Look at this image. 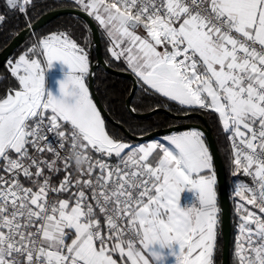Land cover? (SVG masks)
Returning a JSON list of instances; mask_svg holds the SVG:
<instances>
[{
    "label": "snow or ice",
    "instance_id": "obj_1",
    "mask_svg": "<svg viewBox=\"0 0 264 264\" xmlns=\"http://www.w3.org/2000/svg\"><path fill=\"white\" fill-rule=\"evenodd\" d=\"M39 0H6L35 30ZM106 37L109 64L135 79L119 117L95 101L90 52L71 30L39 34L8 61L0 97V264H217L221 206L214 153L189 127L129 143L147 106L216 115L229 142L236 264H264V0H75ZM89 27V32L94 30ZM143 33V34H141ZM85 40L91 43L90 37ZM67 65L59 96L44 89ZM112 113L115 122L105 115ZM82 151L79 171L69 153ZM62 176L61 179H58ZM198 204L180 207L185 188Z\"/></svg>",
    "mask_w": 264,
    "mask_h": 264
},
{
    "label": "trees",
    "instance_id": "obj_2",
    "mask_svg": "<svg viewBox=\"0 0 264 264\" xmlns=\"http://www.w3.org/2000/svg\"><path fill=\"white\" fill-rule=\"evenodd\" d=\"M39 3L40 6L37 9L30 12V15L32 17L31 23H33L39 17H41L42 15L53 9L64 6L75 7L74 6L75 0H39ZM5 12H6V5L4 4L3 0H0V14H5ZM26 26L27 25L23 23V17L17 19L15 15L9 14L7 18V23L3 27H0V51L11 41V39L16 34H18ZM57 29L71 30V34L73 35V38H75L79 43L84 45L91 54V49H90L91 43L89 45L88 41L85 40L86 36L90 37L91 40V33L89 32V28L87 24L81 18L75 15L72 14L62 15L52 20L50 23L44 25L42 28L38 29L37 31H35L33 35L29 36L14 51V53L6 61V63L2 67H0V97L4 96L7 92V88L15 83L14 79L11 78L10 73L7 72L8 61L14 60V58L17 57L22 51L26 50V48L29 47L31 43L36 39L37 35L46 34L50 31H55ZM99 33H100L102 55L106 64L112 69L118 71H125V66L123 64L108 63L110 54H108L106 51L108 47L107 39L102 35L100 30ZM93 76H94V81H93L94 89L102 106L104 108L113 109L116 117H119L123 114L126 118V113H124V102L131 90V81L127 78L117 77L108 74L100 68L94 71ZM161 104L162 106L159 109L166 110L173 115L181 116L188 114V113H178L174 111H169L167 106H163V101H161ZM149 111H151V109L145 106L140 110L139 114L146 113ZM107 113L115 121V117L112 116V113L110 112ZM190 113H198L204 116L214 136L218 151L220 153V157L222 159L225 168L227 191H228L230 207H231V225H232L231 241H230V249H229V264H236L235 256H234L236 215H235V206L233 202L232 192H233L234 182L236 179H241L244 181H246L247 179L242 174L236 177L233 176V173L231 171V165L229 163V152H230L229 142L226 140L225 136L222 134L221 130L218 127L216 115L213 114L210 116L200 111H195ZM136 119L139 123V127L134 133L129 131L128 133H130L132 136H138V137L175 125H181L186 123L202 124L199 118L193 117L186 120H179L167 116L162 112H158L147 118H136ZM124 128L127 131L126 126H124ZM159 138H150L142 142L153 141ZM127 141L129 143H142V142L132 141L129 138H127ZM61 178L62 176H60L58 179ZM221 249H222V239L220 236L219 226H218V241H217V252H216L217 264L221 263Z\"/></svg>",
    "mask_w": 264,
    "mask_h": 264
},
{
    "label": "water",
    "instance_id": "obj_3",
    "mask_svg": "<svg viewBox=\"0 0 264 264\" xmlns=\"http://www.w3.org/2000/svg\"><path fill=\"white\" fill-rule=\"evenodd\" d=\"M4 4L6 5V0H3ZM66 14H72L79 18H81L87 26H90L91 29L94 31L91 32V56H90V74L88 77V84L90 86L91 94L95 97V101L100 103V100L95 92L93 81H94V71L97 69H102L104 72L111 74L113 76L127 78L131 81V90L132 91L134 84V77L126 71H118L115 69H112L109 67L102 55L101 50V41H100V33L98 30V27L96 23L92 20L91 17H88L86 13L80 11L77 7H71V6H64L60 8L53 9L41 17H39L37 20H35L32 24L35 25V30L29 29L27 26L22 29L18 34H16L11 41L0 51V67H2L6 61L11 57V55L14 53V51L35 31L42 28L44 25L50 23L52 20ZM89 28V27H88ZM94 57V58H93ZM128 98V97H127ZM126 98V99H127ZM103 107V106H102ZM158 112H162L166 114L167 116H170L175 119L179 120H186L189 118H199L201 120L202 124H196V123H186L181 125H175L168 128H164L161 130H157L154 132H151L149 134H146L144 136H132L128 131H126L125 128L122 129L123 133L126 135L127 138H129L132 141L135 142H142L150 138H159L163 137L166 134H170L171 131L175 130H186L189 127H194L205 134V138L210 146V150L214 153V168L218 173V202L221 206V213H220V224H219V232L222 239V249H221V263L220 264H229V249H230V241H231V232H232V225H231V207H230V200L229 195L227 191V181H226V174H225V168L222 162V159L220 157V153L218 151L214 136L211 132V129L206 122L203 115L198 113H188L181 116H176L171 114L170 112L162 109H158L155 113L151 111L139 114L137 118H147L150 117ZM105 115L108 116L110 119H112L107 112H105ZM113 120V119H112ZM113 122H115L113 120Z\"/></svg>",
    "mask_w": 264,
    "mask_h": 264
},
{
    "label": "crops",
    "instance_id": "obj_4",
    "mask_svg": "<svg viewBox=\"0 0 264 264\" xmlns=\"http://www.w3.org/2000/svg\"><path fill=\"white\" fill-rule=\"evenodd\" d=\"M51 67L53 69L52 73H54V75H56L57 77H59L61 75H65L68 72L67 65L63 64L60 61H53ZM181 131H183V130H181ZM162 138L163 137H160L157 140H161ZM147 142H151V141H147ZM142 143H146V142H142ZM184 197H188L191 199L192 206L194 204H198V199H197L198 193L194 189H189V188L185 187L181 191L180 198H179V206L182 208L185 207L183 205V202H182V199ZM237 224H238V217L236 216L235 236L238 234ZM151 248H153V249H155L161 253L162 259L155 261L156 263H159V264H176V257H175V255L172 254V253L178 251V245H176L175 243H173L171 249H169V248L160 249L159 245H152Z\"/></svg>",
    "mask_w": 264,
    "mask_h": 264
},
{
    "label": "rangeland",
    "instance_id": "obj_5",
    "mask_svg": "<svg viewBox=\"0 0 264 264\" xmlns=\"http://www.w3.org/2000/svg\"><path fill=\"white\" fill-rule=\"evenodd\" d=\"M143 34V33H141ZM52 67L48 68L44 72V89L46 92H50L53 96H59V84L58 82L64 79L65 75L57 77L54 75Z\"/></svg>",
    "mask_w": 264,
    "mask_h": 264
},
{
    "label": "clouds",
    "instance_id": "obj_6",
    "mask_svg": "<svg viewBox=\"0 0 264 264\" xmlns=\"http://www.w3.org/2000/svg\"><path fill=\"white\" fill-rule=\"evenodd\" d=\"M68 155L75 170L79 171L88 166V160L82 151H72Z\"/></svg>",
    "mask_w": 264,
    "mask_h": 264
},
{
    "label": "built area",
    "instance_id": "obj_7",
    "mask_svg": "<svg viewBox=\"0 0 264 264\" xmlns=\"http://www.w3.org/2000/svg\"><path fill=\"white\" fill-rule=\"evenodd\" d=\"M247 180H246V182H248V183H250L251 181H250V178H247V177H245ZM182 202H183V205L186 207V206H192V202H191V199L190 198H188V197H184L183 199H182ZM155 264H159V263H156L155 262Z\"/></svg>",
    "mask_w": 264,
    "mask_h": 264
}]
</instances>
